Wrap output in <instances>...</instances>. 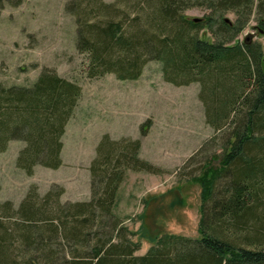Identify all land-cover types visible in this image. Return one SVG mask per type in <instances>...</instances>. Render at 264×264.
I'll use <instances>...</instances> for the list:
<instances>
[{
  "label": "trees",
  "instance_id": "16d2710c",
  "mask_svg": "<svg viewBox=\"0 0 264 264\" xmlns=\"http://www.w3.org/2000/svg\"><path fill=\"white\" fill-rule=\"evenodd\" d=\"M197 4L211 11L203 21L185 14ZM65 10L75 18L87 77L136 80L159 61L166 81L201 83L219 147L191 176L201 186L200 235L164 233L136 254L141 242L114 207L128 170L156 167L139 157V139L104 134L90 165L89 200L63 202L58 185L44 195L32 186L18 207L0 200V264H264V51L232 43L254 13L264 17V0H70ZM227 12L237 21H222L221 41L199 36ZM81 95L77 82L48 67L31 86L0 81V153L23 141L19 168L29 175L37 165L59 168Z\"/></svg>",
  "mask_w": 264,
  "mask_h": 264
},
{
  "label": "rangeland",
  "instance_id": "374dc122",
  "mask_svg": "<svg viewBox=\"0 0 264 264\" xmlns=\"http://www.w3.org/2000/svg\"><path fill=\"white\" fill-rule=\"evenodd\" d=\"M69 1L0 0V81L31 86L48 67L82 88L62 137L61 166L37 165L29 175L16 164L25 143L10 141L0 153V200L18 207L32 186L44 195L55 185L64 188L63 202L89 200L90 165L103 135L139 139V157L156 171L128 170L114 207L134 232L133 239L141 242L136 254H145L164 233L198 237L201 186L191 176L200 173L206 156L219 147L211 141L216 132L206 121L201 83L166 81L159 61L148 62L136 80H120L114 74L87 77V56L76 48L75 18L65 10ZM185 14L203 21L211 11L197 4ZM222 21L234 24L237 16L227 12L214 17L199 36L221 41ZM235 42L258 43L264 51V17L254 13Z\"/></svg>",
  "mask_w": 264,
  "mask_h": 264
},
{
  "label": "water",
  "instance_id": "95a60500",
  "mask_svg": "<svg viewBox=\"0 0 264 264\" xmlns=\"http://www.w3.org/2000/svg\"><path fill=\"white\" fill-rule=\"evenodd\" d=\"M191 19H193L194 21H196V22H198V21H201L202 20V18H191ZM227 21H228V19H227Z\"/></svg>",
  "mask_w": 264,
  "mask_h": 264
}]
</instances>
